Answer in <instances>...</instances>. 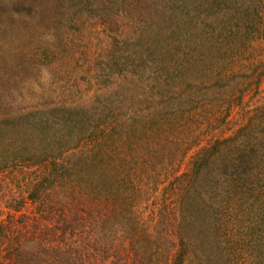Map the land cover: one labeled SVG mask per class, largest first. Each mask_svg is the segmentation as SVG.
I'll return each mask as SVG.
<instances>
[{"label": "rangeland", "instance_id": "374dc122", "mask_svg": "<svg viewBox=\"0 0 264 264\" xmlns=\"http://www.w3.org/2000/svg\"><path fill=\"white\" fill-rule=\"evenodd\" d=\"M36 1L0 0V264L18 255L42 264H124L117 252L131 253L130 241L116 224L74 219L70 211H90H83L88 187L62 178L54 161L59 150L85 147L94 125L135 111L149 118L124 147L142 153L128 180L139 189L135 210L149 232L161 212L184 211L171 187L179 186L176 175L188 181L197 154L227 138L255 145L263 160L236 192L207 197L204 240L185 253V264H264V0H44L38 10ZM233 54L246 70L226 60ZM118 99L134 104L128 116L113 110ZM165 135L185 136L179 147H192L175 160L177 173L153 188L142 169ZM210 180L197 188L211 191ZM39 186L41 196H31ZM58 225L67 231L62 246Z\"/></svg>", "mask_w": 264, "mask_h": 264}, {"label": "trees", "instance_id": "16d2710c", "mask_svg": "<svg viewBox=\"0 0 264 264\" xmlns=\"http://www.w3.org/2000/svg\"><path fill=\"white\" fill-rule=\"evenodd\" d=\"M36 3L37 6H35V8L38 10L44 4V0L36 1ZM105 9L106 7H101L96 11V14L104 12ZM235 55L238 54H233L226 60H229L233 64L240 63L243 57L239 60L238 57L234 58ZM226 60L222 61V64H225L222 69L228 68ZM173 62L174 64L176 63L175 61ZM165 63L169 67L171 61ZM240 64H242L241 67H235H237L238 70H246L242 68H247L248 66L245 60ZM161 67L162 66L159 65L157 70H162ZM259 73L261 75L260 80H262L264 71H260ZM109 88L112 91L111 93L116 91L111 87ZM110 95L111 94H109L107 100H111ZM101 99H103L102 96ZM130 105L134 104L121 103L118 99L116 104H113V110L118 111L116 113L123 112L122 116H128L124 111H127ZM134 114L139 118L130 116L122 118L119 114V116H113L112 120L94 125L86 141V146L91 145V147L86 148V146H83L79 148L78 145L75 149L69 148L63 151L59 150L60 153L57 154L54 161V166L58 167L54 170L61 174L62 178H74L77 185L84 191L88 187L85 199L87 204L84 202L85 205L83 209V211H88L87 206H89L90 211H88L87 217L80 216L77 211H70L71 213H76L73 216L74 219H77L78 223L87 219L94 227L95 225H102L112 228V226H114L112 224H116V230L119 229L122 232V237L130 241L129 245H131L132 248L128 250H131V253L126 252L127 249L122 251L124 254L119 251L117 252V256H121L118 259L120 262L124 264H148V261L152 259L159 260L163 258L162 262L164 264H185L187 256L185 253L188 252L193 243L197 245L204 240V236L201 234L202 227L200 226H204L207 222L205 215H203L209 204L207 197H209V199H214V202H216L217 199L229 198L232 191L233 193L236 192L237 189L235 187L242 185L250 175L253 165L256 164V160L259 158L263 160V158L257 155L255 145H239L237 143L231 145L228 141L232 142L233 140H228V138L218 141L211 149L204 150L200 155V159L197 154L195 156L197 161L193 163L194 166L191 169L192 175H186V177L189 178L188 181H186L187 179L184 181L183 178H181L183 174L176 175V181L173 184H178L179 186L175 187L173 185L171 187V189L178 191L180 194V203L185 206L184 211L180 214L177 212H161L155 224V231L149 232L140 223V215L137 210H135L138 206V196L136 192L139 191V189L132 185L131 179L128 180V167H131V162H136L141 159L139 157L142 153H136V148H130L134 152L132 154H127L124 147V145L137 134V123L139 122L142 124L141 121L144 119L148 120L149 117L136 111ZM126 121H129L130 124L127 125ZM148 130L150 131L149 128ZM108 140H112V145L107 144ZM187 141V137L185 138V136L176 139L170 137V135L167 138L165 135L164 141L161 144L162 147L155 146L158 150H155L153 153H147L150 156V160L145 163L142 169L143 177L153 188L161 184L164 178L169 179L168 176L172 177L173 172L177 173L179 167H173L175 160L177 158L183 159L186 157L192 147V142L191 144L189 143L187 147L182 146L181 148L179 144H185ZM220 143L225 145L228 144L230 148L225 147L224 149H220ZM155 145H157V143H155ZM105 147H111V149L107 150ZM216 150L218 155L214 157ZM226 154H230V156ZM118 168H120V176L114 178L113 176H115V173L113 172L115 170L118 172ZM205 171H207L208 175H205ZM77 176L81 177L77 179ZM210 178L214 179L213 183H215V188L213 185L211 191L206 190L205 192L208 193V195L205 196V192L203 190L200 191L196 184L199 186V183H197L199 180L201 183H204L205 186ZM83 179L87 181V183H84V186L82 182L81 184L78 183ZM141 181H143V179H141ZM128 189H130L129 194H127ZM42 191L43 188L39 186L36 192H40V194L33 192L31 196L40 197ZM197 192L199 193L195 196ZM212 205L215 206V204ZM103 209H107L106 212H104ZM96 212L104 213L100 215ZM58 228L61 229L59 245L62 246L61 242H63L67 232L66 226L58 225ZM173 239H177L178 245L176 243H171ZM60 251L62 250H59L58 256L60 254V258L66 259L65 253ZM169 251H171L169 256L172 255L173 257L171 260L167 261L166 253ZM202 252L205 253L204 251ZM146 256L150 258L147 261L143 259ZM10 264H42V261L35 259L27 261L21 259L18 255Z\"/></svg>", "mask_w": 264, "mask_h": 264}]
</instances>
